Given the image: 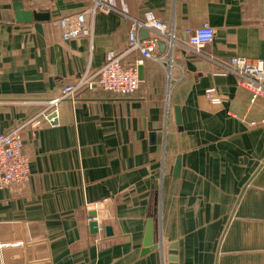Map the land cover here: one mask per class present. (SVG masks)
I'll use <instances>...</instances> for the list:
<instances>
[{
    "label": "crops",
    "instance_id": "crops-1",
    "mask_svg": "<svg viewBox=\"0 0 264 264\" xmlns=\"http://www.w3.org/2000/svg\"><path fill=\"white\" fill-rule=\"evenodd\" d=\"M113 1L172 29L173 48L125 58L142 68L133 96L94 87L48 122L42 102L125 51L131 23L99 13L93 38L65 41L58 21L91 0H22L47 17L24 24L0 0V134L20 130L31 170L0 190V264H170L175 244L177 264H264V99L224 75L232 58H264V0ZM204 24L216 35L199 55L185 30ZM151 219L159 248L145 252Z\"/></svg>",
    "mask_w": 264,
    "mask_h": 264
},
{
    "label": "built area",
    "instance_id": "built-area-1",
    "mask_svg": "<svg viewBox=\"0 0 264 264\" xmlns=\"http://www.w3.org/2000/svg\"><path fill=\"white\" fill-rule=\"evenodd\" d=\"M115 12L125 15L131 23L129 41L125 51L111 56L96 73L84 72L74 84L66 86L56 98L43 101L46 110L42 116L46 121L54 122L52 112H57L61 102L74 100L79 93L93 90L94 87L99 86L117 97L133 96L139 90L141 83L139 69L137 64L125 65V58L139 53L142 59H153L159 39H165L171 49L173 48L176 36L172 29L153 17L145 21L130 18L125 9L116 8L113 0H91V5L84 11L61 18L58 23L62 28L63 39L69 41L81 37L93 38L95 17L99 13ZM144 30L153 31L156 36L142 40L140 33ZM185 35L189 48L201 55L203 50L213 43L216 34L213 27L204 24L198 28H187ZM225 68L224 75H235L239 86L252 94L253 101L258 98L264 99V58L235 57L225 64ZM205 95L213 105L222 104V99L216 93V89H208ZM30 177V161L24 151L20 130L0 134V190L14 185H23L29 181Z\"/></svg>",
    "mask_w": 264,
    "mask_h": 264
},
{
    "label": "water",
    "instance_id": "water-1",
    "mask_svg": "<svg viewBox=\"0 0 264 264\" xmlns=\"http://www.w3.org/2000/svg\"><path fill=\"white\" fill-rule=\"evenodd\" d=\"M14 10H15V17H16V21L18 23H32L34 21H38V20H43V19H47V17H44L42 15H39L33 11H27L24 8L23 2L22 0H14ZM139 79L140 81H142L143 79V75H142V68H139ZM176 117H177V124L178 126H181V114L179 112V109H176ZM181 169V161L180 159H178L177 163H176V168H175V174L176 176L179 175ZM95 216L91 215L90 218H94ZM90 228L91 231L93 233H97L98 232V223L96 221H92L90 223ZM106 233L108 235H112V229L111 227H106ZM155 233H154V224H153V220L151 219L149 221L148 227H147V232H146V239H145V252H148L149 250H156L157 248H159V245H157L155 243ZM170 264H177V245H173L171 246V250H170Z\"/></svg>",
    "mask_w": 264,
    "mask_h": 264
}]
</instances>
